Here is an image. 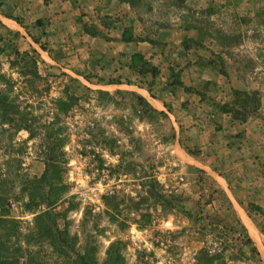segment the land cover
Returning a JSON list of instances; mask_svg holds the SVG:
<instances>
[{
    "label": "rangeland",
    "instance_id": "374dc122",
    "mask_svg": "<svg viewBox=\"0 0 264 264\" xmlns=\"http://www.w3.org/2000/svg\"><path fill=\"white\" fill-rule=\"evenodd\" d=\"M88 1H71L79 20L93 21L98 37L127 28L139 40L157 41L160 71L154 80L144 78L129 70V56H91L88 49L66 59L71 55L62 52L61 40L50 37L56 31L39 27L46 21L29 24L30 7L38 13L43 5H14L20 11L9 15L19 26L0 23V212L6 207L20 221L22 235L12 241L22 244L34 215L23 206L22 182L40 175L54 150L64 167L66 200L75 205L65 221L78 249L93 248L98 264L112 242L119 243L124 264H199L202 247L221 253L212 264H264V0H133L113 12L103 10L106 0ZM16 51L37 58L39 79L24 73L31 65ZM210 60L218 80L185 84V91L183 67L209 69ZM148 86L153 98L174 96L182 108H188L179 101L185 93L200 98L199 116L176 117L170 100L158 109L138 89ZM234 88L258 101L241 95L234 106L249 110L246 121L220 122L217 107L233 100ZM249 201L262 211H248ZM224 225L228 236L220 231ZM244 234L251 244L243 253ZM39 250L45 259V248Z\"/></svg>",
    "mask_w": 264,
    "mask_h": 264
},
{
    "label": "trees",
    "instance_id": "16d2710c",
    "mask_svg": "<svg viewBox=\"0 0 264 264\" xmlns=\"http://www.w3.org/2000/svg\"><path fill=\"white\" fill-rule=\"evenodd\" d=\"M118 4L127 3L130 6L133 4V0H115ZM13 18V17H11ZM15 19V18H13ZM1 23V21H0ZM82 29L85 33L91 36H98L95 30L90 28L87 23L81 22ZM102 38L110 39L107 36H101ZM34 42L38 43L37 39L32 36ZM113 40H120L123 42H129L133 40L145 41L137 39L134 34L127 28H123L120 37H111ZM149 43H156L154 40L147 41ZM43 49L41 43H38ZM16 54L24 57L28 60L31 67L24 71V73H30L31 79H39L41 77L38 70V60L37 58L28 51H23ZM102 54L101 52H92L90 55L98 56ZM130 63L128 68L131 71H135L140 76L146 78L148 75L152 80L157 78L159 74V68L152 63L148 58L146 59L144 54L140 52H135L129 56ZM210 64L209 69H213L216 66L211 60L208 62ZM23 73V74H24ZM87 78V75H85ZM154 85V84H152ZM185 91H190V88L183 85ZM148 91L151 88L146 87ZM234 98L231 102H226L219 105L217 108L220 112L226 113L230 116L232 120H237L239 122H245L248 115L247 108L245 106L242 109L234 106L236 100L241 95H245L248 101L254 102L258 101L256 94H248L245 91H240V89L233 90ZM142 102H145L143 97H139ZM59 100L60 110L63 112L68 111L70 105L65 104ZM61 102V103H60ZM256 107V105H254ZM255 110V108H254ZM24 127L27 125L17 124V128ZM53 151H49L44 160L43 171L40 175H32L30 177H25L22 182L21 192H23L27 198L24 203V208L26 210L32 211L34 215L29 222L28 231L24 233L22 244L16 246V242L12 241L14 235L20 236L18 222L9 212V209L3 207L0 212V226L2 233H0V264H98L97 258L95 256V251L93 248H86L84 250H79L77 245V237L72 235L69 231L68 223L65 221L66 214L68 210H72L75 205L70 201L66 200V193L68 190V185L65 183L63 178L64 167L63 163L59 162L54 158ZM191 154H194L191 152ZM211 164V163H208ZM193 171L198 173H203V169H199L195 166H191ZM4 173L0 170V181H2V176ZM5 200L4 197H0V203ZM223 203L226 202V207L228 208V213L232 215V218L239 223L235 212L231 208V203L226 196L223 197ZM65 203H67L65 205ZM4 205V204H3ZM247 210H253L255 212L262 211V207L253 202L249 201L247 204ZM61 221H64L61 223ZM242 229L245 228L240 225ZM222 235L228 236V227L223 226V230H220ZM22 235V234H21ZM241 252H245L246 245L251 244V238L244 234L241 237ZM37 247V249H33ZM39 247V248H38ZM40 248H45L43 255L45 259H40L39 253L42 252ZM250 250L259 257V250L256 246L252 245ZM19 252V254H18ZM198 262L199 264H212L215 258H219L221 253L209 254L205 247L198 250ZM106 257L103 264H124V257L121 253V247L118 242H112L107 247L105 251Z\"/></svg>",
    "mask_w": 264,
    "mask_h": 264
},
{
    "label": "crops",
    "instance_id": "0c3cea01",
    "mask_svg": "<svg viewBox=\"0 0 264 264\" xmlns=\"http://www.w3.org/2000/svg\"><path fill=\"white\" fill-rule=\"evenodd\" d=\"M72 0H0V21L7 27L16 28L15 26H19V24L16 22V19L11 18L9 14H13L14 11L18 12L20 9L14 10V5L20 6H35L38 4L43 5V9L36 13V10L32 7L30 11H28L29 14L32 15L31 19H29V24L34 23L37 21V19H42L43 21H46L43 25L39 26L42 27L43 31H56V34L54 36L50 35L52 38H56V41H58L57 38L61 40L63 43L61 46L62 52H68L70 54V57H67L66 59H74L78 58L85 49L91 50V52H107L108 54H112L113 56L116 55H126L130 56L131 54L135 52H140L144 54V56L148 57L153 63L155 60L159 59L160 54L157 52L158 50L154 48V46L147 42V41H129V42H123L120 40H113L111 39V36L114 37H120L122 30L118 28L117 32L115 33H107L106 35L110 37V39L98 37V36H91L87 33H85L82 29L81 22L87 23L88 25L93 22H87L83 18L80 17L79 20L77 17V14L79 13L77 7L70 6ZM78 4L88 6L89 1L88 0H77ZM102 0V4H103ZM108 6L104 8L103 10L113 12L117 11L118 9L122 8V5L118 4L115 0H106ZM20 3V5H18ZM24 6V7H25ZM117 6H119L117 8ZM66 9V10H65ZM71 9V10H70ZM26 12L27 10L24 9ZM84 17V16H83ZM45 25V28H44ZM36 32L39 33V29L37 27ZM111 32H114L111 30ZM135 36V35H134ZM58 46L57 44L52 45V47L56 48ZM87 50V51H88ZM74 54V55H73ZM88 56V55H87ZM75 60V59H74ZM69 69V68H68ZM196 76V77H195ZM149 77V75L147 76ZM218 75L215 72H212L211 69H199L196 66H188L183 67V69L180 71V79L183 81L184 85L188 84H194L196 81L205 79V80H218ZM159 91L164 89L163 85L156 84L155 86ZM138 88V87H136ZM146 93L144 95L141 94L143 97H145L149 102L152 103V100H156L158 102V105L156 106L158 109H164V102H168L170 100V103L173 107V114L178 118H194L196 115L199 116L198 112L202 110L201 105L202 102L198 103V100L194 98V95L191 94L186 95L184 94V97H181L179 100L182 102L183 100H186L188 105V108H182V104L175 105V103H178V99L174 98V96H171L168 98L161 97L160 99L153 98L150 95V91L146 87L144 88H138ZM180 89H183L180 87ZM152 92V90H151ZM163 93V92H162ZM165 93V92H164ZM221 94V92H220ZM165 95H167L165 93ZM230 116L226 113L220 112V122L225 121V118H229ZM195 119V118H194ZM192 121V120H191ZM189 124H192L195 121H192ZM188 125L184 126L187 127ZM193 127V126H192ZM247 129V127H244ZM221 133L220 131V146H222V140H221ZM247 135H249V132H247ZM225 141V145H226ZM224 158H227V156H224ZM208 167V166H207ZM258 204V203H257ZM260 205V204H259ZM261 206V205H260ZM256 225V224H255Z\"/></svg>",
    "mask_w": 264,
    "mask_h": 264
}]
</instances>
